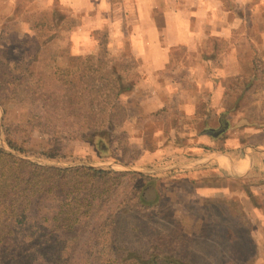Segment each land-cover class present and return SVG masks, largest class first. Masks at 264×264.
<instances>
[{
    "label": "rangeland",
    "instance_id": "374dc122",
    "mask_svg": "<svg viewBox=\"0 0 264 264\" xmlns=\"http://www.w3.org/2000/svg\"><path fill=\"white\" fill-rule=\"evenodd\" d=\"M111 1V16L97 19L103 0H0V31L9 33L11 40L0 41V78L6 80L1 82L7 88L9 79L22 69V39L34 22L54 23L58 15V25L68 18L79 23L59 37L57 44H50L54 53L64 50L60 60L67 64L94 50V31L107 32L111 44L138 62L137 90L134 98L123 103L126 108L116 122L119 136L114 156L101 159L92 144H79L74 138L62 142L49 127H37L38 103L24 96L12 98L14 93L0 105L1 124L4 120L11 125L32 120L29 138L33 149L84 157L72 165H105L153 177L147 194L150 200L159 199L157 209L132 210L119 197L117 203H106L98 208L99 215L90 217L110 230V246L119 243L137 248L152 240L191 264H264V150L259 149L261 165L247 178L236 175L226 162L190 167L202 157L201 142L210 143L209 138L198 136L199 124L206 118L196 114V105L210 98L213 108H231L239 85L251 74L249 61L264 60V0H147L145 6L143 0ZM143 7L155 12V26L146 28L145 36L140 32ZM124 21V31H118L119 22ZM56 27L57 23L52 28L58 35ZM138 35L145 39L142 57L135 54ZM24 91L15 87L14 92ZM139 105L142 112L134 109ZM242 116L248 117V125L213 142L248 165L249 144L264 140V126L259 127L264 125V79L255 82L240 111L228 120L234 125ZM83 147L88 151L81 150ZM60 201L56 197L44 203L41 218L48 219L47 214ZM62 221L53 225L61 228ZM45 226L37 246L40 254L27 240L38 242L30 237L35 231L30 227L0 250V264H11L13 258V264H55L57 258L62 264H89L97 253L94 244L87 242L92 240L89 231L82 234L78 228H63L55 233ZM54 248L60 252L58 257L57 252L53 255ZM8 252L12 258L3 263Z\"/></svg>",
    "mask_w": 264,
    "mask_h": 264
},
{
    "label": "trees",
    "instance_id": "16d2710c",
    "mask_svg": "<svg viewBox=\"0 0 264 264\" xmlns=\"http://www.w3.org/2000/svg\"><path fill=\"white\" fill-rule=\"evenodd\" d=\"M54 20V23L34 22L22 39L24 64L11 79L8 78L11 86L6 88L1 82L6 80L0 78V105L4 106L12 93L15 94L12 98L24 96L32 103H38L37 127H49L62 142L71 138L78 140L79 144H82L81 141L88 142L101 159L113 157L116 151L114 144L119 136L116 122L124 113L123 103L134 98L137 90L135 77L138 62L133 55L120 52L111 44L107 32L96 30L92 35L94 50L79 55L76 61L64 63L60 60L65 57L64 50L54 53L50 44H57L59 37L68 35L71 28L79 26V23L68 18L58 25V15ZM55 23L59 36L52 28ZM18 24L15 22V25ZM0 36L1 42L11 41L9 33L0 31ZM249 62L251 74L247 82L239 85V95L232 101L231 108H213L210 98L202 105H196V114L206 118L199 124L198 136L210 139V143L201 142L203 154L225 151L223 146L218 147L213 141L226 138L230 132L248 125L247 116L240 117L234 125L228 117L240 111L243 102L248 99V91L256 81L264 79V60L252 58ZM15 87L25 91L23 94L16 93ZM32 124V120L12 125L5 120L3 124L0 121V250L6 248L12 238L14 242L18 240L23 230L31 227L35 231L30 237L37 238L38 242L26 239L40 254L41 247L37 246L41 245L42 227L46 225L48 232L55 233L63 228L70 231L78 228L82 234L89 231L92 240L87 242L97 248L89 264H191L183 255L168 252L152 240L137 248L119 243L110 246L107 240L110 230L97 220H91L99 215L96 213L98 208L108 202L117 203L119 197L123 199L121 203L132 210L149 212L157 209L161 202L159 199L150 200V194H147L153 177L88 165L60 167L58 165L83 161L84 157L34 150L33 141L29 138L33 134L29 127ZM263 126L259 125L260 128ZM1 136L5 147L1 144ZM81 150L88 151L85 147ZM56 197L61 198V204L51 209L46 216L48 219L41 218L44 215L43 204ZM36 216L45 221L35 220ZM61 220V228L60 225H53ZM57 251L54 248L53 255ZM59 254L57 252L55 257ZM4 257H1L3 263L8 257L12 258L9 252ZM57 259L54 263L62 264V260ZM13 262L11 260V264Z\"/></svg>",
    "mask_w": 264,
    "mask_h": 264
},
{
    "label": "crops",
    "instance_id": "0c3cea01",
    "mask_svg": "<svg viewBox=\"0 0 264 264\" xmlns=\"http://www.w3.org/2000/svg\"><path fill=\"white\" fill-rule=\"evenodd\" d=\"M104 5L101 6L103 7V12L101 11V13H99L96 18L97 19H103L105 17H110L111 13H112V4H111V0H103ZM144 6H145V2H147V0H143L142 1ZM155 12L153 9H149L143 7L141 8L140 11V16L142 20V25H141V33L144 35V30L148 27H152L155 26L153 25L155 23ZM127 17V14H126ZM122 24H125V21L118 24V31H124L125 26L121 27ZM126 35L129 34L128 32L125 33ZM145 36V35H144ZM143 36V40L144 39ZM139 38V35L136 36V49L138 51V54L135 51V54L138 57H142L141 55H143V40ZM137 57V58H138ZM167 104V102H166ZM126 108V107H125ZM135 111H143V106L139 105V106H135ZM131 117V116H130ZM264 133V132H263ZM251 146V162H249V164L247 165V163H241V157L239 155H236L232 152H215V153H209V154H202V157L200 159H197V161H195L194 163H205L206 161L208 162V164H221L222 163H227V165H229L230 167H232V169L234 170V172L236 173V175H238L239 177L242 178H247V177H251L252 174H255L258 166L261 165V161L263 160V158L261 157L262 154L259 153V149L264 150V140H260V141H254L252 143L249 144ZM207 165V164H204ZM203 166V165H202ZM191 168L193 166H190Z\"/></svg>",
    "mask_w": 264,
    "mask_h": 264
},
{
    "label": "water",
    "instance_id": "95a60500",
    "mask_svg": "<svg viewBox=\"0 0 264 264\" xmlns=\"http://www.w3.org/2000/svg\"><path fill=\"white\" fill-rule=\"evenodd\" d=\"M2 131V130H1ZM3 147H4V145H2ZM204 164H208V162L206 161L205 163H194V164H190V166H193V167H199V166H202V165H204ZM58 166H60V167H64V168H67V167H72V166H78V165H58ZM90 166V165H89ZM95 166H97V167H102V168H109V167H107V166H105V165H95ZM116 169H119V168H116ZM167 170L165 169V170H162V171H160V172H166Z\"/></svg>",
    "mask_w": 264,
    "mask_h": 264
}]
</instances>
